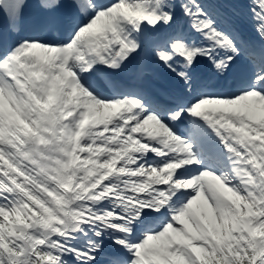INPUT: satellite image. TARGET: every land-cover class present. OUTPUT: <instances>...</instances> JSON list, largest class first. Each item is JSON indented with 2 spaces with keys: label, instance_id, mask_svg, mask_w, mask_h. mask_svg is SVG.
Listing matches in <instances>:
<instances>
[{
  "label": "snow or ice",
  "instance_id": "1",
  "mask_svg": "<svg viewBox=\"0 0 264 264\" xmlns=\"http://www.w3.org/2000/svg\"><path fill=\"white\" fill-rule=\"evenodd\" d=\"M0 264H264V0H0Z\"/></svg>",
  "mask_w": 264,
  "mask_h": 264
}]
</instances>
